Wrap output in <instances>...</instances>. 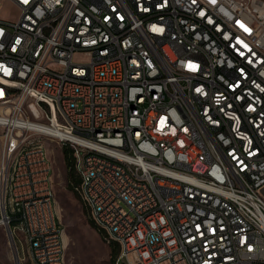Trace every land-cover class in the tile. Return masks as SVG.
<instances>
[{
    "label": "built area",
    "instance_id": "1",
    "mask_svg": "<svg viewBox=\"0 0 264 264\" xmlns=\"http://www.w3.org/2000/svg\"><path fill=\"white\" fill-rule=\"evenodd\" d=\"M100 44L134 69L106 79ZM45 135L114 264H264V0H0V229L20 264H65Z\"/></svg>",
    "mask_w": 264,
    "mask_h": 264
},
{
    "label": "rangeland",
    "instance_id": "2",
    "mask_svg": "<svg viewBox=\"0 0 264 264\" xmlns=\"http://www.w3.org/2000/svg\"><path fill=\"white\" fill-rule=\"evenodd\" d=\"M18 13L17 8L10 4L6 5L4 13L6 17L15 18ZM45 145L53 163L55 200H57V210L65 228L64 263L114 264L112 248L108 241L103 239V231L91 218L79 194L69 186L64 148L53 139H46ZM76 177L79 182L77 175ZM25 242H27L26 238ZM19 250L21 253H26L27 257L29 256L24 245L20 244ZM0 264H16L7 231L4 229H0Z\"/></svg>",
    "mask_w": 264,
    "mask_h": 264
},
{
    "label": "bare ground",
    "instance_id": "3",
    "mask_svg": "<svg viewBox=\"0 0 264 264\" xmlns=\"http://www.w3.org/2000/svg\"><path fill=\"white\" fill-rule=\"evenodd\" d=\"M75 21H77V26L85 25V17L77 18V10H70L68 23H75ZM114 51L115 44H100V53H105V57L99 59V73L104 75L106 79H115L122 76L123 67H125V71L134 69V61H131V58L117 59V57H112L114 56ZM154 105V93H141L134 98L133 110L139 114H146L154 108ZM46 139L56 140L63 148L62 140L57 139L56 135H45ZM34 145H41V138H34ZM191 167L204 168V161L191 160ZM52 200H55V192H52ZM25 238L27 242H33L35 241V234H26ZM62 253L65 255V244L62 245ZM39 256H45V248L43 246H35V252H32V259H39ZM64 259L65 256H63V263Z\"/></svg>",
    "mask_w": 264,
    "mask_h": 264
},
{
    "label": "trees",
    "instance_id": "4",
    "mask_svg": "<svg viewBox=\"0 0 264 264\" xmlns=\"http://www.w3.org/2000/svg\"><path fill=\"white\" fill-rule=\"evenodd\" d=\"M63 153H64L66 167H67L68 183H69V186L74 190V185L78 183V180L75 174V170L72 166V157L70 155L69 149L67 148H64ZM102 237L105 241H107L106 236L104 234H102ZM109 245H111V248H112V260L114 261L115 257L117 256L119 252V246L118 244L114 242H109Z\"/></svg>",
    "mask_w": 264,
    "mask_h": 264
},
{
    "label": "water",
    "instance_id": "5",
    "mask_svg": "<svg viewBox=\"0 0 264 264\" xmlns=\"http://www.w3.org/2000/svg\"><path fill=\"white\" fill-rule=\"evenodd\" d=\"M7 234H8V238H9V243L13 249V252H14V259H15V262L16 264H20V260H19V256L14 248V239H13V236H12V233H11V230L10 229H7Z\"/></svg>",
    "mask_w": 264,
    "mask_h": 264
},
{
    "label": "crops",
    "instance_id": "6",
    "mask_svg": "<svg viewBox=\"0 0 264 264\" xmlns=\"http://www.w3.org/2000/svg\"><path fill=\"white\" fill-rule=\"evenodd\" d=\"M262 193H263V195H264V188H263V190H262Z\"/></svg>",
    "mask_w": 264,
    "mask_h": 264
}]
</instances>
